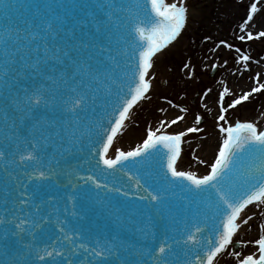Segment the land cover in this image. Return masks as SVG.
<instances>
[{"label": "snow or ice", "instance_id": "6c2138e0", "mask_svg": "<svg viewBox=\"0 0 264 264\" xmlns=\"http://www.w3.org/2000/svg\"><path fill=\"white\" fill-rule=\"evenodd\" d=\"M222 4L243 10V34L217 47L248 72L264 60L245 48L264 42L258 0ZM199 11L197 0H0V264H264V126L229 115L264 94V75L218 93L215 155H193L204 174L180 165L207 104L191 126L169 131L178 114L131 150L116 146L151 99L158 54ZM183 68L192 79L194 65Z\"/></svg>", "mask_w": 264, "mask_h": 264}, {"label": "rangeland", "instance_id": "374dc122", "mask_svg": "<svg viewBox=\"0 0 264 264\" xmlns=\"http://www.w3.org/2000/svg\"><path fill=\"white\" fill-rule=\"evenodd\" d=\"M197 1L205 4L204 8H202L200 5H197L198 9L200 10L197 14V22L194 25H190L188 30L182 34L181 40L176 44H174V42L171 45V48L165 52L163 57L156 61V70H154L156 79L153 80L151 99L148 101H142L140 110L136 114V118L133 123L134 125L131 124L126 126L123 130V134L119 136L123 137L125 132L128 131V128L138 131L136 134V143H129L128 149L134 148L138 143L141 142V140L146 135V129L148 126L155 128L158 126V121L163 119L164 111H160V109L169 107L171 105L169 101L171 102L173 99H175V95L179 93L175 87L176 84L177 88L179 89L180 84L176 79V74H178L177 71L184 70L182 71L184 73H187L188 71L187 69L183 68V64L190 61L194 67L200 68L196 71L194 77L192 78L194 81H192L190 84L189 92L188 88H185L186 90L182 91L184 92L182 98L183 106L184 108L188 109V112L185 114L186 118L190 120L188 121L189 125L194 123V116L197 112H199L201 115H205L206 110L203 107L205 103L204 100L217 90L219 84L224 80V77L228 71L236 66L234 64L235 61L231 59V57L236 54L234 52H230L223 45L217 47L220 41V37L218 36L222 34L225 40L233 42L226 36L230 35L234 29L239 30L238 25L241 23L239 16L242 15L243 10H236L234 15L226 14L222 0ZM244 2L251 3L253 0H244ZM262 3L264 4V0ZM260 7L261 6H259L258 1V8ZM261 16H264V12L258 15V20ZM217 33H219V35ZM205 36H209L211 39L205 40ZM234 43L239 44L240 42L234 41ZM213 48L216 49V52L221 53V55L217 56L216 52H213ZM245 48H248L249 51H251L254 58L257 57V53L264 55V42L262 41L249 42V44L245 45ZM203 56L210 57V62H204L203 64L205 66L201 67L202 60L199 58ZM225 59L229 60V64L227 66L223 65V61ZM197 60L200 64H197ZM263 62L264 60H262L259 65L252 64L251 70L248 72H244L243 67L240 70L242 73L246 74L247 77L254 74L253 69L256 66L257 71L264 73ZM212 64H219L221 67L214 69L211 67ZM199 80L201 81L199 82ZM251 84L252 81L248 78L246 80L238 79L237 81L238 88L241 86L244 90H248ZM209 88L212 89V92L209 93L208 96H204V92ZM215 96H217V94ZM227 102L228 101L226 99V103ZM263 109L264 94H259L250 102H245L242 106H237L235 110H230L229 115L233 119H256L260 110ZM152 110L156 111V113L154 114L153 118H149L148 115ZM213 111L216 112L217 108L214 107ZM213 125L214 122L210 117V114H207L205 123L201 125V127L204 128V132L189 134V136L186 138L188 143L185 144L186 150L183 157L184 168H189V165L191 164L190 170L198 172L203 169V166L206 168L204 172L208 170L207 166L202 164L198 165L193 160V155H196V149L192 146L204 140H208L212 130L217 133L214 130ZM260 125H262V123H260ZM168 130L178 131L176 130L175 125Z\"/></svg>", "mask_w": 264, "mask_h": 264}, {"label": "bare ground", "instance_id": "6f19581e", "mask_svg": "<svg viewBox=\"0 0 264 264\" xmlns=\"http://www.w3.org/2000/svg\"><path fill=\"white\" fill-rule=\"evenodd\" d=\"M261 4H263V3L260 2L259 3V6H261ZM197 5L198 6L200 5L202 8L205 7V4H202L200 1H197ZM263 12H264V8H261L260 7V13H263ZM260 13H259V15H260ZM257 20H258V16H257ZM217 34L219 35V33H217ZM241 34H243V33L240 30H237V29L235 30L234 29L233 32L230 35L226 36V37L232 40L233 35H237L238 36V35H241ZM218 37H220V40H222V39L225 40V38L223 37L222 34H220ZM181 38H182V36L174 44H176L177 42H179L181 40ZM237 42H239V41H237ZM170 48H171V45L169 47H167L166 49H164L160 54H158V57L156 58V61H158L159 59H161L163 57V55L165 54V52H167ZM186 55H188V54H186ZM189 55H190V53H189ZM199 59L202 60L201 67H204L205 66L203 64L204 62H206V63L210 62V57H208V56H203V57H201ZM156 61H155V64H156ZM197 64H200L198 60H197ZM234 64L236 66L234 68H231L228 71V73L224 77V80L222 81L223 83H220L219 86H218V88H217V90L215 92H213L212 94H210V96L212 95L211 97L209 96L208 98H206L204 100L205 101L204 104H207L208 107L212 109V112L211 113H208V114H210V117L211 118H212V115L215 114L214 113L215 111H213V109H214V107L217 108L216 100L218 98V93L220 91H222L223 86H228L237 95L241 94V91L244 90V89H242L241 86H239V88H238L237 81H238V79L239 80L240 79H242V80L245 79L246 80L248 77H247L246 74L242 73L241 70H240L239 73L236 71L237 67H239L241 69L242 68V65H238V64H236V62H234ZM198 69H200V68L195 67V73H196V71ZM154 70H156V65H155ZM182 71H184V70H178L177 71L178 74H176L177 75L176 76L177 77L176 79L179 81L180 84H179V89L177 88V85L176 84H175V87H176V90L179 91V93L177 95H175V99H173L171 101V105L169 107H167V108L165 107V110L166 111H164V117H163V120H167L169 118H174L178 114L179 115H184L185 116V121L179 122L177 125H175L176 130H178V131L184 129L187 126H191V125H189V122H188L190 120H188L186 118V114L180 112V110H179L178 107H174V105H179L180 107H183L184 108L183 102H182V98H183L184 92H182V91H184V90H186L188 88V92H189V90H190V84L192 83V81H194V79H189L188 76L186 75V73H184ZM253 72H260L262 75H264L263 72L257 71V66L254 67ZM200 81L201 80H199V82ZM152 90H153V87H152ZM216 94H217V96H215ZM141 105H142V102H140L138 105H136L134 107V109L130 113V117H131L130 120L128 122H126V126L131 125V124L134 123L135 118H136V114L139 112ZM155 113H156V111L152 110L149 113L148 117L149 118H153ZM261 113H264V109L263 110H260L259 115L257 116V118L260 120V123H262L261 126H264V115H261ZM137 133H138L137 130L128 128V131L125 132V134H124L123 137H118V139L116 141V146L117 147H120V148H122V149H124L126 151L127 150H131V149H128V146H129L128 144L129 143H136L135 141L137 139V135H136ZM217 143H218V135H217V133H215L212 130L210 132V135H209V139L208 140H204L202 142H199V143L193 145L192 147L196 149V155H198L202 159H205V160L211 162L212 159H213V157H214V155H215V149L217 147ZM183 149H184V151H183V157H184V152L186 150L185 144L183 145ZM183 157H182V163H181L180 166L184 168V165H183V163H184ZM205 169L206 168L203 166V169L200 170L201 172L198 171V173L199 174H204L205 173L204 172ZM222 264H223V262H222Z\"/></svg>", "mask_w": 264, "mask_h": 264}, {"label": "water", "instance_id": "95a60500", "mask_svg": "<svg viewBox=\"0 0 264 264\" xmlns=\"http://www.w3.org/2000/svg\"><path fill=\"white\" fill-rule=\"evenodd\" d=\"M80 155H81V157L83 156V154H80ZM84 167L87 168L88 165L85 164ZM88 174H89V173H87V172L82 173V175H85V176L88 175ZM120 175H121V180H122V182H127V177H126V176H123V174H120ZM132 207H135V203H133ZM107 222H108V221H107L106 218H102V219H100V220L98 221V223H99L100 225H103L104 223H107ZM122 235H123V238L125 239V241H126L127 243H138V242H139V238H138V236H136L135 234H133V233L130 231V229H126V230H124L123 233H122Z\"/></svg>", "mask_w": 264, "mask_h": 264}]
</instances>
